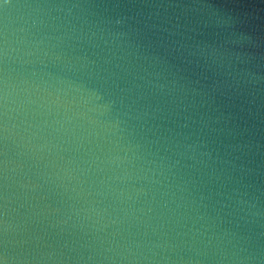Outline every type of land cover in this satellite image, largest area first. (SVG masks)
<instances>
[{
  "label": "clouds",
  "instance_id": "clouds-1",
  "mask_svg": "<svg viewBox=\"0 0 264 264\" xmlns=\"http://www.w3.org/2000/svg\"><path fill=\"white\" fill-rule=\"evenodd\" d=\"M0 264H264V0H0Z\"/></svg>",
  "mask_w": 264,
  "mask_h": 264
},
{
  "label": "water",
  "instance_id": "water-1",
  "mask_svg": "<svg viewBox=\"0 0 264 264\" xmlns=\"http://www.w3.org/2000/svg\"><path fill=\"white\" fill-rule=\"evenodd\" d=\"M254 2H258V0H254Z\"/></svg>",
  "mask_w": 264,
  "mask_h": 264
}]
</instances>
